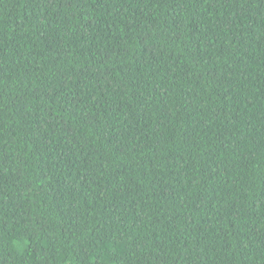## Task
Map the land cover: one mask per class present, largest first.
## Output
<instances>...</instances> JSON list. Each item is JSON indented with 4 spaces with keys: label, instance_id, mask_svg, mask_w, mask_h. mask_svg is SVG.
Segmentation results:
<instances>
[{
    "label": "trees",
    "instance_id": "trees-1",
    "mask_svg": "<svg viewBox=\"0 0 264 264\" xmlns=\"http://www.w3.org/2000/svg\"><path fill=\"white\" fill-rule=\"evenodd\" d=\"M0 264H264V0H0Z\"/></svg>",
    "mask_w": 264,
    "mask_h": 264
}]
</instances>
